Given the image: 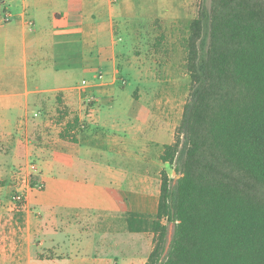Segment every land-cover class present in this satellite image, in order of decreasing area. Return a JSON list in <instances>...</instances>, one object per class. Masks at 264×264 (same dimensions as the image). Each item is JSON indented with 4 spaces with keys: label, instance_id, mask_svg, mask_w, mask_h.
I'll return each mask as SVG.
<instances>
[{
    "label": "crops",
    "instance_id": "1",
    "mask_svg": "<svg viewBox=\"0 0 264 264\" xmlns=\"http://www.w3.org/2000/svg\"><path fill=\"white\" fill-rule=\"evenodd\" d=\"M136 11L133 0L0 2V140H8L6 133L16 126L29 130L34 115L43 123L40 110L59 88L82 125L89 113L78 143L63 140L59 132L62 151L34 148L43 156L44 180L21 205L0 202V264H146L152 236L148 250L138 254L135 235L149 239L146 233L85 225L116 219L125 226L130 212L157 213L160 188L128 180V174L142 172L144 165L168 172L170 164L161 154L175 132L143 118L135 97L129 99L127 89L116 92L114 85L119 74L115 23L136 17ZM63 41L81 46L79 77L55 62H61L55 49ZM47 77L64 83L49 87ZM87 99H94L91 105ZM124 158L129 166L118 169Z\"/></svg>",
    "mask_w": 264,
    "mask_h": 264
},
{
    "label": "trees",
    "instance_id": "2",
    "mask_svg": "<svg viewBox=\"0 0 264 264\" xmlns=\"http://www.w3.org/2000/svg\"><path fill=\"white\" fill-rule=\"evenodd\" d=\"M198 2L190 90L161 154L180 177L162 170L157 213L130 212L128 227L154 232L146 264H264V0ZM63 109L60 137L78 143L80 117Z\"/></svg>",
    "mask_w": 264,
    "mask_h": 264
},
{
    "label": "rangeland",
    "instance_id": "3",
    "mask_svg": "<svg viewBox=\"0 0 264 264\" xmlns=\"http://www.w3.org/2000/svg\"><path fill=\"white\" fill-rule=\"evenodd\" d=\"M198 3V0H133V7L138 15L115 23L119 68L118 81L114 84L116 92L127 89L129 99L134 100L135 97L138 102L141 116L149 117L152 124L165 123L168 133L176 131L190 90L185 40L189 34L190 21L198 14ZM56 46L55 52L61 59V62L55 61L58 63L57 66H62L63 70H70L71 77H79L80 44L63 41ZM46 79L49 87L64 83L50 77ZM65 92L59 88L47 97L46 106L40 110L45 120L43 123L42 119H36L37 116L34 115L35 120L29 130L24 126L20 128L16 126L11 133H6L10 136L8 140H0V202L17 203L15 196L18 191L22 192L24 201L30 189L37 182H43L41 171L43 156L34 149L35 147L48 146L60 151L65 148L59 137L63 126L61 123L65 121L66 109L63 108L65 106L70 108L67 119L73 118L76 112L68 105L69 97H66ZM93 100L87 99L85 102L91 105ZM123 101L125 102V98ZM88 114L85 113L84 122H87L85 116ZM84 122L82 125L81 121L80 128L87 126ZM129 160L121 159L118 169H126ZM32 165L37 166V172L31 170ZM141 170L142 172L128 174V180L136 183L143 179L146 185L150 184L151 189L160 188L161 170L158 167L151 165L147 168L144 165ZM168 172L172 174L170 177L174 181L179 178L174 165H168ZM102 221L94 220L91 224L87 222L85 225L101 230H126L127 235L131 232L146 233L149 239L143 234L135 235L140 237L134 239L135 251H138V254L146 252L147 241L150 242L151 236L154 248V232L149 227L142 231H131L127 220L125 226L122 220ZM173 233L174 224L171 223L168 226V243L171 242Z\"/></svg>",
    "mask_w": 264,
    "mask_h": 264
},
{
    "label": "built area",
    "instance_id": "4",
    "mask_svg": "<svg viewBox=\"0 0 264 264\" xmlns=\"http://www.w3.org/2000/svg\"><path fill=\"white\" fill-rule=\"evenodd\" d=\"M10 19V14L9 13H7L6 14V20H9ZM87 82L86 81H83V85H85ZM78 88V87H77ZM31 170L33 171V172H37V170H38V168H37V166L36 165H32L31 166ZM40 185V184H39ZM17 194H16V196H15V201L18 203V202H22L23 201V194H22V192H20V191H18V192H16ZM16 203V204H17Z\"/></svg>",
    "mask_w": 264,
    "mask_h": 264
},
{
    "label": "water",
    "instance_id": "5",
    "mask_svg": "<svg viewBox=\"0 0 264 264\" xmlns=\"http://www.w3.org/2000/svg\"><path fill=\"white\" fill-rule=\"evenodd\" d=\"M1 1H3V0H0V2H1ZM178 177H180V176H178Z\"/></svg>",
    "mask_w": 264,
    "mask_h": 264
}]
</instances>
